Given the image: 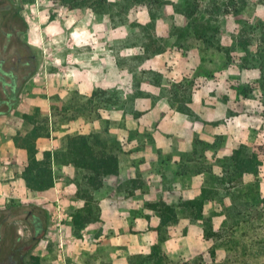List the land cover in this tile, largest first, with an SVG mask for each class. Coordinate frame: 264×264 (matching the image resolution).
<instances>
[{"label": "rangeland", "instance_id": "374dc122", "mask_svg": "<svg viewBox=\"0 0 264 264\" xmlns=\"http://www.w3.org/2000/svg\"><path fill=\"white\" fill-rule=\"evenodd\" d=\"M8 1L18 11L19 19L26 25L23 40L33 47L40 57L38 71L24 84L23 95L21 97V92L15 108L20 104L23 106L14 116L20 117L21 113L28 108L29 112L33 113L34 109L39 108L43 110L42 115L49 117L52 125L50 138L52 136L54 142L51 143V139L38 142L36 144L38 156L41 158L46 150H52L54 180L61 183L60 186L65 189L62 197L66 194L64 196L66 198H61L62 206H58L59 195L53 191L29 193L22 180L20 163L19 168L17 167L11 173L0 174L1 218H9L16 212L28 211L32 206L46 210L47 231L35 246L29 247L25 258L26 264H115L117 256L115 244L112 239L103 240L101 237L103 230L99 224L90 228L87 225L83 229L74 226L78 221L75 217L76 212L82 203L72 206L68 199L80 197L79 179L69 170L62 147L67 134L96 133L106 143L108 150L112 149L120 161L124 157V150L122 142L118 140V133L111 132V127L118 125V122L110 118L111 110L119 105L120 108L134 115L136 114L135 100L144 94L137 90V93L129 98V95H121L116 89L109 91L98 89L94 91L97 95L92 98L94 93L80 94L74 88V67L84 65V62L82 64L78 62L79 58H88L91 55L89 50L101 49L100 43L91 45L87 39L105 40L106 34H111L110 30L95 27V24L90 22L92 10L86 7H64L58 0ZM110 1L117 4L111 7L110 15L94 13L93 19L98 21L106 16L113 28H117L115 35L111 34L112 39L114 41L126 39L129 45L136 46L130 52L135 54L128 59L120 60L119 63L130 70L137 87L146 78L156 80L158 83L161 80V77L153 71L139 72V65L144 58L163 50L164 46L161 45L159 36L155 32V25L159 18L164 19L172 12H175L172 33L179 38L199 39L188 25H206L205 21L210 19L207 25L212 30L207 33L204 41L222 52L227 63H235L239 71L249 70L252 78L255 79L249 82V85L243 84L236 88L238 94L249 100V106L241 105L235 112L251 118L249 124L255 134H253V141L247 146L249 153L255 151L259 157L258 175H245L228 186L216 180L222 176L221 165L225 157L209 164L206 160L201 162L202 172H207L203 185L208 190H213L209 196L210 202L204 210V216L212 219L214 230L221 236L208 241L203 238L201 243H198L197 239L201 233L203 236V223L200 222L199 226L192 229L193 238L182 244L180 249L182 254L173 255L174 240L187 235L189 227L175 225L177 223L174 225L166 223L165 226L160 227L161 238L164 241L156 245L151 258H148V254H130V264H264V0H247V6L238 16L232 14V10H229L230 6L227 7L229 0H159L160 3L156 5L133 4L121 0ZM189 4L200 6L190 20L183 15ZM2 15H0V21L11 20L8 19V15ZM146 20H149V24L144 25ZM184 23L187 24L186 27L182 26ZM240 43H244L246 47H241ZM110 47L115 52L122 48L119 44H112ZM203 47L199 46L200 51H205ZM141 49H145L144 54L138 55L137 53L142 52ZM31 68L29 67L25 74ZM85 69L88 70V68ZM22 99H25V102ZM123 126V122L119 123V127ZM133 135L151 142L152 134L149 132L135 131ZM198 143H200L201 152L209 147L202 142ZM213 146H218V142ZM22 164L24 166L23 162ZM217 171H220L219 174ZM146 186L148 184L143 182L142 189L145 194L150 190L145 188ZM106 188L107 183L99 191H94V198L92 202H89L95 214L94 224L99 222L101 216V207L96 204V201L106 198L111 192ZM154 205V203L148 204L147 208L153 210ZM243 205L248 206L240 216L237 206L240 208ZM171 207L175 209L180 220L190 213L184 207L183 196L174 197ZM140 209L142 210V207ZM138 211L139 209L130 210L128 221L119 224H123L122 229L130 231L127 236H124V245L127 241L130 247L141 243V235L145 234L141 231L148 232L154 225L160 224L161 212L157 208L153 210L152 216H148L149 219L153 217L154 221L144 224L140 222ZM171 220L170 218L167 221ZM112 221L113 225L118 223L114 219ZM20 227L22 235L30 236V228L28 230L24 224H20ZM108 228L111 226L106 228L104 235L108 233ZM136 232H140L141 235H134L138 234ZM171 235L174 236L171 237ZM169 238L174 240L165 243V240ZM35 259H38V262Z\"/></svg>", "mask_w": 264, "mask_h": 264}, {"label": "crops", "instance_id": "0c3cea01", "mask_svg": "<svg viewBox=\"0 0 264 264\" xmlns=\"http://www.w3.org/2000/svg\"><path fill=\"white\" fill-rule=\"evenodd\" d=\"M174 13H170L164 19L159 18L155 25V32L164 46L163 50L144 58L139 65V72L153 71L161 77L159 83L146 78L138 87L134 84L130 70L119 61L133 56L135 53L130 52L136 46L129 45L127 40L122 38L114 41L111 34L117 32V28H113L106 16L95 21L93 12L90 13V22L94 23L95 27L110 30L111 34L107 33L105 40L87 39L91 45L100 43L101 49L89 50L91 55L88 58H79L78 62L80 64L84 62V65L74 67V88L80 94L91 95L98 89L104 91L116 89L121 95H129V98L135 95L137 90L144 94L135 100L134 115L119 105L111 110V120L118 122L117 126L111 127V132L118 133L124 157L119 161L118 175L108 178L105 182L106 190L111 191L110 194L96 201L101 207L99 222L89 224V228L98 224L101 226L103 240L112 239L117 255L115 264H130V254L149 256L161 242L158 232L160 224H157L148 232L141 231L145 234L141 235L140 232L134 234L142 236L139 245L136 243L137 245L130 247L127 241L124 245V236L130 231L122 229L123 224H119L128 221L130 210L139 209L138 217L144 224L154 221L153 217L149 219L148 216L153 214V210H156L155 205L160 204L161 200L172 206L174 197L183 196L184 202L200 197L207 175V172L201 170V162L206 160L209 164L231 156L240 145L251 144L255 134L249 124L251 118L235 112L241 105L249 106V100L238 94L236 88L243 84L249 85V82L255 80L250 71H239L235 63H227L222 52L202 39L179 38L172 33L175 25ZM143 24H149V20ZM182 26L186 27L187 24L184 23ZM112 44H119L122 48L115 52L110 47ZM199 46H204L205 51H200ZM141 50L138 55L144 54L145 49ZM22 95L23 92L21 97ZM22 100L25 102V99ZM22 106L23 104H20L10 114L0 116V174L3 175L19 168L20 163L23 173L28 163L27 150L14 141L16 137L28 136L34 128L23 118L24 115L33 113L29 112V108L23 111L20 117L14 116ZM186 108L191 110L192 115L183 112ZM42 111L40 110L41 114ZM121 122L124 124L123 127H119ZM135 131L151 133V142L133 135ZM46 139L54 142L52 136L51 138L49 136L39 138L36 144ZM198 142L209 147L201 152ZM216 142L218 146L215 147L213 145ZM46 152L52 150H46L41 158L37 153V158L42 159ZM68 168L76 175L74 166L69 164ZM218 172L220 171H217V174ZM143 182L148 184L145 188H150L147 194L142 189ZM60 185L61 183L54 180V186L47 190V193L53 191L59 195L58 206H62L61 198H66L64 197L66 194L62 197L65 189ZM68 200L72 206L82 203L79 209L85 206V200L81 197ZM153 203L155 204L153 210H149L147 205ZM113 219L118 223L113 225ZM196 223L192 222L189 214L182 220L178 218L175 225L187 226L189 232L180 239L165 240V243L175 241L172 245L175 248L173 255L182 254L181 246L193 238L192 229L199 226L200 222ZM108 226H111L112 230L108 228V233L104 235ZM203 238L204 234L202 236L201 233L197 242L201 243Z\"/></svg>", "mask_w": 264, "mask_h": 264}, {"label": "trees", "instance_id": "16d2710c", "mask_svg": "<svg viewBox=\"0 0 264 264\" xmlns=\"http://www.w3.org/2000/svg\"><path fill=\"white\" fill-rule=\"evenodd\" d=\"M61 6L73 7V8H89L93 13L97 15H110V9L117 4L112 3L110 0H58ZM124 2H131L133 4H147L156 5L160 3L159 0H121ZM176 9V6L173 5ZM230 6V7H229ZM247 6V0H229V10H232V14L238 16L241 14L242 9ZM6 7V5H4ZM200 8L199 5L189 4L183 15L190 20L196 11ZM213 9V8H212ZM220 11V8H218ZM217 12V10H216ZM18 14V12H17ZM206 20L205 22H208ZM24 24V30L22 35L26 33V25ZM198 24L188 25L189 29H193L199 39H206V35L211 31L209 25ZM26 48L28 49L27 64L31 65V70L25 75L21 76L19 70L17 72L11 71L8 73V78L5 75H0V84L2 87L3 98L0 100V116L9 114L13 111L19 101V96L22 92L24 84L30 80L38 71L39 68V55L36 50L24 41ZM241 47H246L244 43H240ZM25 59V60H26ZM9 80L10 82H8ZM97 94L94 92L92 98ZM90 103V102H89ZM188 115H192L189 108L183 109ZM23 118L31 123L34 128L32 132L26 137H16L15 143L19 144L22 148L27 150L28 164L22 173V179L25 187L32 193H40L51 189L54 186V172H53V155L51 152H46L42 159L37 158V146L36 142L39 138L49 137L51 133L52 125L48 117H44L39 109H36L34 113L24 115ZM108 133V131H107ZM63 154L66 162L76 169V175L79 179L78 194L85 200V206L82 209L77 210L75 217L78 219L75 222V227L85 228L87 225L94 223L95 214H93L90 203L93 200V192L99 191L105 186V182L108 178L116 176L119 173V157L111 149L108 150V146L104 141L100 139V135L96 133L90 134H67L63 143ZM224 162L221 165L222 176L218 180L221 184L232 185L233 182H237L245 175L257 176L259 173V157L255 151L249 153L247 145H240L236 148L233 154L229 157H225ZM213 193V190H208L204 187L201 191L200 197L194 200H188L184 202V207L190 212L189 216L192 222L203 223L204 238L208 241L213 238H219L221 235L218 231L214 230L213 221L211 218L204 216V210L209 200V196ZM83 194V195H82ZM246 206L238 207V215L242 216ZM155 207L161 212V221L159 226V236H161V228L166 223L174 225L178 222V216L176 211L170 205L162 202ZM40 214V215H39ZM43 216V217H41ZM249 216V215H248ZM166 217L172 220L168 222ZM29 218L32 219L33 235L31 247L35 246L45 235L48 228L47 212L45 209L37 206H32L29 209ZM249 218V217H248ZM243 222V221H242ZM161 241H164L160 237ZM156 248V246H155ZM148 258H151L149 255ZM38 262V259H35Z\"/></svg>", "mask_w": 264, "mask_h": 264}, {"label": "flooded vegetation", "instance_id": "af4514ba", "mask_svg": "<svg viewBox=\"0 0 264 264\" xmlns=\"http://www.w3.org/2000/svg\"><path fill=\"white\" fill-rule=\"evenodd\" d=\"M17 12L8 0H0V15L6 14L9 16L8 19H11L6 22L0 21V75L4 74L6 79H9V72L18 70L23 77L27 74L25 72L28 68L32 67L26 62L29 51L21 34L25 28ZM2 17L5 16L2 15ZM2 98L0 84V100ZM20 224L26 225L28 230L30 228V236L22 235ZM8 226L9 229H7ZM32 235L33 225L32 219L29 218V210L16 212L5 219H2L0 214V264H26L25 258L29 247L32 246L30 242Z\"/></svg>", "mask_w": 264, "mask_h": 264}]
</instances>
